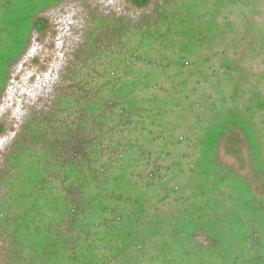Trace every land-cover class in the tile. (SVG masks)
<instances>
[{"label": "trees", "instance_id": "16d2710c", "mask_svg": "<svg viewBox=\"0 0 264 264\" xmlns=\"http://www.w3.org/2000/svg\"><path fill=\"white\" fill-rule=\"evenodd\" d=\"M66 1L0 0V97ZM128 3L2 157L0 264H264V0Z\"/></svg>", "mask_w": 264, "mask_h": 264}, {"label": "rangeland", "instance_id": "374dc122", "mask_svg": "<svg viewBox=\"0 0 264 264\" xmlns=\"http://www.w3.org/2000/svg\"><path fill=\"white\" fill-rule=\"evenodd\" d=\"M90 13L135 18L141 11L128 0H67L41 14L47 28L42 34H32L0 97V165L26 116L44 111L58 92L65 65L81 40ZM220 155L224 163L236 167L232 157Z\"/></svg>", "mask_w": 264, "mask_h": 264}]
</instances>
